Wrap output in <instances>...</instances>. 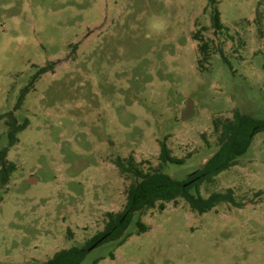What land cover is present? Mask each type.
<instances>
[{
	"label": "rangeland",
	"instance_id": "1",
	"mask_svg": "<svg viewBox=\"0 0 264 264\" xmlns=\"http://www.w3.org/2000/svg\"><path fill=\"white\" fill-rule=\"evenodd\" d=\"M235 111L264 118V0H0V148L6 114L29 123L0 184V264L87 246L126 204L117 158L151 171L165 142L184 162L164 171L186 180L218 150L213 121ZM228 189L240 207L199 214L180 198L135 213L123 244L80 264H264V132L200 193Z\"/></svg>",
	"mask_w": 264,
	"mask_h": 264
},
{
	"label": "trees",
	"instance_id": "2",
	"mask_svg": "<svg viewBox=\"0 0 264 264\" xmlns=\"http://www.w3.org/2000/svg\"><path fill=\"white\" fill-rule=\"evenodd\" d=\"M212 24L216 30L223 28L218 11L212 17ZM199 52L203 57L208 56V45L200 44ZM45 71L46 69L43 68L39 74ZM29 89L30 87H27L21 94V103ZM5 117L8 127V145L0 148L1 185L7 184L10 175L16 169L15 164L7 160V154L10 148L17 144V135L29 124L27 120L19 124L12 112L6 114ZM213 126L214 131L218 133V150L201 169L189 174L186 180H178L164 171L168 164L184 162L183 159L172 155V151L165 142L160 143L159 165L151 171L141 169L135 163L133 156H129L127 159L117 158L114 161L115 166L124 176L133 178L125 190L126 204L123 211L107 213L108 221L105 230L94 236L87 246L62 249L44 264H80L93 246L110 241H118V245H121L127 239L124 235L135 213L154 208L164 211L167 203L177 202L180 198L189 205L192 211L199 214L211 211L220 203H229L240 207L241 204L235 201L232 189L225 192H213L209 196L203 197L200 187L204 182H215L221 172L237 165L238 158L247 152L254 136L259 132H264V118L255 119L235 111L231 118L215 119ZM137 224L140 227V233L146 231V226L143 223L139 221ZM97 263L98 260L93 264Z\"/></svg>",
	"mask_w": 264,
	"mask_h": 264
},
{
	"label": "water",
	"instance_id": "3",
	"mask_svg": "<svg viewBox=\"0 0 264 264\" xmlns=\"http://www.w3.org/2000/svg\"><path fill=\"white\" fill-rule=\"evenodd\" d=\"M194 116H195V107H194L193 101L191 99H187L184 102V108L181 111V120L183 122H186V121L190 120L191 118H193ZM34 179L35 178L32 177L30 179V182L33 183L32 181Z\"/></svg>",
	"mask_w": 264,
	"mask_h": 264
}]
</instances>
